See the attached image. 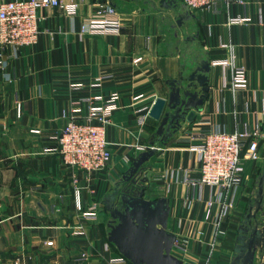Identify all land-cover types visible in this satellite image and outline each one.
<instances>
[{
	"label": "crops",
	"instance_id": "0c3cea01",
	"mask_svg": "<svg viewBox=\"0 0 264 264\" xmlns=\"http://www.w3.org/2000/svg\"><path fill=\"white\" fill-rule=\"evenodd\" d=\"M96 1H108L120 11L119 34L81 32L83 14ZM78 2L76 15L45 8L36 43L22 47L0 68V264H110V255L119 251L108 239L104 198L141 153L134 143L150 144L159 125L150 115L138 125V108H151L156 97L169 93L171 80L205 61L210 63L207 98L195 110L194 120L181 121L180 129L144 163L149 178L144 196L169 198L168 229L177 236L172 253L187 240L191 248L180 249L191 260L220 251L222 263L228 259L231 264L239 226L250 203L254 205L264 171V0L237 1L223 13L190 10L182 0ZM228 15L249 19L228 23ZM228 56L246 67V88L233 92L229 71L211 63ZM105 73L114 74L103 81L105 97L113 89L120 93V108L107 129L114 158L104 171L87 174L62 162L54 149L55 136L65 123L64 111L72 110L73 100L90 93V84ZM71 81L85 86L71 88ZM81 110L85 112L84 105ZM257 124L261 157L246 159L235 205L220 218L221 204L216 201L206 217L208 201L218 189H194L181 178L183 171L198 175L195 152L188 146L199 141L200 131H234ZM75 188L80 189L84 208L98 204L97 221L82 218ZM262 212L264 195L260 219ZM79 224L86 235L70 232L71 225ZM82 255L87 258L76 260ZM186 256L179 257L182 264H199L187 262ZM15 257H21L20 263ZM259 263L264 264V251L258 249L255 264Z\"/></svg>",
	"mask_w": 264,
	"mask_h": 264
},
{
	"label": "built area",
	"instance_id": "2783aa9c",
	"mask_svg": "<svg viewBox=\"0 0 264 264\" xmlns=\"http://www.w3.org/2000/svg\"><path fill=\"white\" fill-rule=\"evenodd\" d=\"M182 1L190 10L208 8L223 13L228 11L233 3L241 0ZM96 2L91 3L83 14L81 32L119 34L122 28L120 11L108 1ZM50 6L64 9L70 15H76L80 11L78 0H0V68L5 67L10 58L16 57L22 47L36 43L40 33L41 13ZM248 19V17L228 15L227 22L238 23ZM139 59L140 57L136 60ZM211 63L223 66L229 71V82L233 92L246 88L247 69L244 65L236 64L232 56L212 59ZM113 77V73L100 75L90 84L92 88L90 93L73 100V109L64 111L65 123L55 136L57 146L54 149L59 153L62 162L87 174L104 171L114 158L113 144L108 139L107 129L115 111L120 108L118 103L120 93L117 89H113L105 97L101 91L103 81ZM83 86L85 84L82 81L70 82L71 88ZM81 105L85 106L84 113H82ZM149 110L150 108L146 106L138 108L140 111L136 119L138 125L142 126L146 122ZM17 112L21 115V103L17 105ZM259 130L258 124L255 127L245 126L243 129L234 131L210 128L200 131L199 141L188 146L195 152L198 175L192 177L187 171H183L181 178L194 189L202 188L204 185L218 189L208 201L206 217L212 213L216 201L221 204L220 218L229 213L235 205L236 190L244 179L246 159L258 160L261 157ZM150 146L149 143H134L136 152L145 151ZM75 202L84 220L99 219L98 204L92 202L84 208L80 201L79 188H75ZM69 229L73 235H86V230L81 224L71 225ZM217 234L221 235L220 229ZM185 242L180 245L183 249H185ZM52 243V240L47 242L49 245ZM86 258V255H82L76 260ZM14 260L15 263H20L21 257H15ZM109 263L127 264L128 259L120 252H114L110 255Z\"/></svg>",
	"mask_w": 264,
	"mask_h": 264
},
{
	"label": "water",
	"instance_id": "95a60500",
	"mask_svg": "<svg viewBox=\"0 0 264 264\" xmlns=\"http://www.w3.org/2000/svg\"><path fill=\"white\" fill-rule=\"evenodd\" d=\"M209 70V61L203 62L187 75L171 80L166 96L156 97L149 115L159 121V125L151 136V146L134 158L104 198L110 214L108 239L132 264L183 263L172 253L177 236L168 229L169 198H146L144 192L148 178L142 174L144 163L180 129L181 121L194 120L195 110H199L207 98ZM263 195L264 171L259 177L254 205L250 203L239 226L231 264H237L244 256L245 263L255 264L257 250L264 251V219L258 217ZM261 215L264 217V212Z\"/></svg>",
	"mask_w": 264,
	"mask_h": 264
},
{
	"label": "rangeland",
	"instance_id": "374dc122",
	"mask_svg": "<svg viewBox=\"0 0 264 264\" xmlns=\"http://www.w3.org/2000/svg\"><path fill=\"white\" fill-rule=\"evenodd\" d=\"M135 61H138V60H136L135 59ZM19 115V114H18ZM159 146V145H158ZM144 166H145V169L147 168V166L144 164ZM145 169H144V171H143V173L145 172V175H146V177H147V171H145ZM144 175V174H143ZM144 175V176H145ZM148 178V177H147ZM149 179V178H148ZM257 189V188H256ZM256 189H255V191H256ZM256 193V192H255ZM254 193V194H255ZM105 215H106V217H107V219H106V222L107 221H109V219H110V214H109V211L106 209V207H105ZM185 244L187 245L188 243L187 242H185ZM188 246V245H187ZM190 246V245H189ZM187 247V248H191V247ZM232 248H233V243H232V241H231V245H230V247H229V251H231V254H233L234 252H233V250H232ZM177 257H185L186 255L183 253V251H181V249H180V247L178 246V247H176V248H174V252H173ZM227 254V253H226ZM226 254L223 256L224 257V259H227L228 257H229V254H228V256H226ZM199 259H201L200 261H196V259H193V260H191L189 257H187L186 256V259H188V261L187 262H189V261H193V262H196V263H199V264H228V259L227 260H225V262H223L222 263V261H223V258H222V256H221V252L219 251V253H218V255L216 256V253L215 254H213L212 252H209V254L208 255H205L204 257H198Z\"/></svg>",
	"mask_w": 264,
	"mask_h": 264
},
{
	"label": "flooded vegetation",
	"instance_id": "af4514ba",
	"mask_svg": "<svg viewBox=\"0 0 264 264\" xmlns=\"http://www.w3.org/2000/svg\"><path fill=\"white\" fill-rule=\"evenodd\" d=\"M245 260H246L245 256L241 257V258L238 259L237 264H247V262L245 263Z\"/></svg>",
	"mask_w": 264,
	"mask_h": 264
},
{
	"label": "trees",
	"instance_id": "16d2710c",
	"mask_svg": "<svg viewBox=\"0 0 264 264\" xmlns=\"http://www.w3.org/2000/svg\"><path fill=\"white\" fill-rule=\"evenodd\" d=\"M128 262H129L130 264H132V262H131L130 260H128Z\"/></svg>",
	"mask_w": 264,
	"mask_h": 264
}]
</instances>
